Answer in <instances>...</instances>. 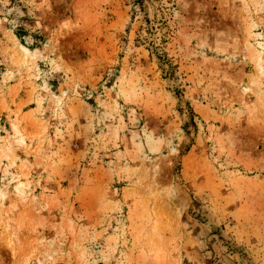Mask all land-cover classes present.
<instances>
[{
  "label": "rangeland",
  "instance_id": "rangeland-1",
  "mask_svg": "<svg viewBox=\"0 0 264 264\" xmlns=\"http://www.w3.org/2000/svg\"><path fill=\"white\" fill-rule=\"evenodd\" d=\"M0 264H264V0H0Z\"/></svg>",
  "mask_w": 264,
  "mask_h": 264
},
{
  "label": "trees",
  "instance_id": "trees-1",
  "mask_svg": "<svg viewBox=\"0 0 264 264\" xmlns=\"http://www.w3.org/2000/svg\"><path fill=\"white\" fill-rule=\"evenodd\" d=\"M19 36H21V35H19Z\"/></svg>",
  "mask_w": 264,
  "mask_h": 264
}]
</instances>
